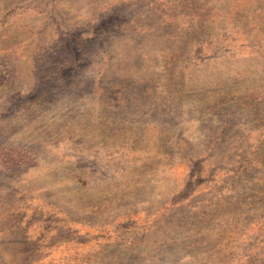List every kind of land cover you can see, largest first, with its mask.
<instances>
[{"label": "rangeland", "instance_id": "374dc122", "mask_svg": "<svg viewBox=\"0 0 264 264\" xmlns=\"http://www.w3.org/2000/svg\"><path fill=\"white\" fill-rule=\"evenodd\" d=\"M0 264H264V0H0Z\"/></svg>", "mask_w": 264, "mask_h": 264}]
</instances>
